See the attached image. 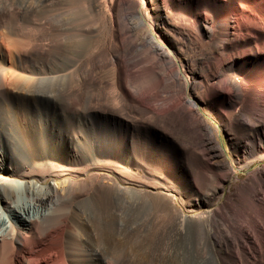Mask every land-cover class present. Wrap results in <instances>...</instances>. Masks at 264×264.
Wrapping results in <instances>:
<instances>
[{
  "label": "bare ground",
  "instance_id": "1",
  "mask_svg": "<svg viewBox=\"0 0 264 264\" xmlns=\"http://www.w3.org/2000/svg\"><path fill=\"white\" fill-rule=\"evenodd\" d=\"M1 44L0 264H127L115 257L116 221L143 219L150 199L162 234L199 227L211 264H264V176L238 185L233 163L201 147L193 117L208 111L233 153L264 159L249 138H264L254 122L264 107V0H0ZM249 68L257 75L245 81L246 99L237 83L223 85L247 103L235 112L206 82ZM4 77L48 108L13 97L3 111ZM94 117L103 131L85 153L78 145ZM3 118L18 152L3 145ZM223 170L235 181L228 215L211 209ZM99 171L111 180L107 196ZM87 195L114 209L105 226L85 220ZM239 215L242 245L232 227Z\"/></svg>",
  "mask_w": 264,
  "mask_h": 264
},
{
  "label": "rangeland",
  "instance_id": "2",
  "mask_svg": "<svg viewBox=\"0 0 264 264\" xmlns=\"http://www.w3.org/2000/svg\"><path fill=\"white\" fill-rule=\"evenodd\" d=\"M1 32L3 33V29L1 30ZM0 56L3 61H7V63L9 64L8 58L6 56V49L3 48V44H1L0 46ZM13 72L17 73L18 71H16L15 68L13 69ZM256 72V70H252L251 68H249L245 70V72L241 73H219L213 79H209L206 83L208 87L210 86V89L218 92V94L223 97L225 101L234 102L233 110L235 112H239L240 109L243 108V106L247 105V103H241V101L239 103V101H234L232 96L233 94L230 98L228 96L229 94L227 93L228 91L226 89V86L223 85L228 82L237 83L240 86V89L235 91L234 94L240 95L246 99L247 94L246 87L244 86L245 81H247L250 76L255 77L257 75ZM3 84L4 89L6 90V96H3V111L9 108H15L16 103L13 104L11 102V99L13 97L17 99H24L27 107L33 108L37 110V112H40V110L44 108H48L47 105H44L41 102V98L39 96L35 98H28L24 96L23 93L18 92L16 89H14L12 87L10 78L4 77ZM81 112L82 114L87 116L84 109H82ZM258 112H260L258 113L259 116L255 118L254 122L264 129V107L259 106ZM193 117H195L201 125L200 128H198L196 131L197 140H200L202 142L200 144L201 147L209 148L210 146H213L216 151H219L221 153V160H223L226 164L233 163V166L237 168L235 170V175L240 180V182H237L238 185L242 183H250V180L253 177L258 176V174L260 173L264 176V159H259L258 156L245 157L238 152L233 153L231 151L232 146L228 141L227 134L224 132V130L219 129L217 122L213 119L208 111L198 108L193 114ZM89 121L91 128H88L87 130L88 136L83 138V144H81L80 142L78 145V148L85 153H91L98 134L101 135L103 131V128L99 123L100 121L98 122V119L94 117L92 119H89ZM3 134V145L8 149L10 147L12 149L14 148L15 152H18L15 134L12 128L9 126L6 118H3ZM249 138L250 141L255 143V145L264 147V138L256 137L254 135L249 136ZM5 140L7 142L4 143ZM7 148L3 149V151H5L4 157L6 158V161H8L7 159L11 160L12 158L8 153L9 151ZM91 162L92 156L88 154V156H86L84 159V165H87V167L91 168ZM94 173L97 172H91V174ZM99 174H102L103 176L102 183L104 185V190L102 189L103 191H101V194L107 196L110 191L109 188L105 189V186L107 187L111 185L110 177L106 176L107 173L103 171H99ZM220 174L223 179V183L221 186L222 191L217 197L219 200L216 198L212 201L211 209L218 208L219 212H221L222 214H227L232 204L231 199H233V194L235 193V181H233L234 178L233 175H231L230 170H223ZM263 191L264 185L262 186V188L258 189L256 193V199L258 201H264ZM147 201L150 202L148 203ZM153 203L154 202L152 201V199L145 200V202H143L145 213L143 215V219L141 218V220L139 219V221H129L126 218H123L120 221H116L117 224H120V229L118 231V248L116 251V255L114 254L115 257L119 258V260L127 261V264H211L202 256V251L199 249V227L196 224H194V226L193 224H190L189 226H187V232L185 236L179 239H176V237H173L171 235L170 238L169 235L162 234L160 224L163 221H157L155 220V218H153ZM80 206H82V210L85 212L86 221H98L100 224L105 226L108 222L111 221V218L113 217L114 209H112L111 206H108L104 203L101 204L90 195H87L83 199H81ZM76 207H78V204H76ZM146 207L149 208L146 209ZM252 222V225H255V227H258L259 229L262 227L260 226V222L251 221V223ZM232 227L236 237V243L242 245V238L245 236L248 229L246 223H244L240 215L238 216L237 221L235 222V224H233Z\"/></svg>",
  "mask_w": 264,
  "mask_h": 264
}]
</instances>
